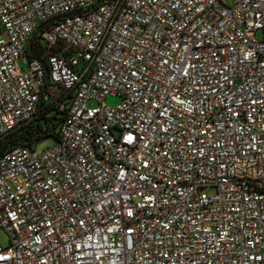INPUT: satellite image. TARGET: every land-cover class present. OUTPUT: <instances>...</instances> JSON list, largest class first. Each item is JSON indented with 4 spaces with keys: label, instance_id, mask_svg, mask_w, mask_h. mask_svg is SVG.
Returning <instances> with one entry per match:
<instances>
[{
    "label": "built area",
    "instance_id": "built-area-1",
    "mask_svg": "<svg viewBox=\"0 0 264 264\" xmlns=\"http://www.w3.org/2000/svg\"><path fill=\"white\" fill-rule=\"evenodd\" d=\"M1 33L0 140L63 120L0 154V264H264V0H0Z\"/></svg>",
    "mask_w": 264,
    "mask_h": 264
},
{
    "label": "trees",
    "instance_id": "trees-1",
    "mask_svg": "<svg viewBox=\"0 0 264 264\" xmlns=\"http://www.w3.org/2000/svg\"><path fill=\"white\" fill-rule=\"evenodd\" d=\"M40 54L41 43L39 38L34 36L28 46L27 56L39 58ZM52 111L56 116L47 117ZM62 120V113L54 109L50 103L40 100L34 118L0 140V154L16 147L33 148L45 140L56 141Z\"/></svg>",
    "mask_w": 264,
    "mask_h": 264
},
{
    "label": "rangeland",
    "instance_id": "rangeland-1",
    "mask_svg": "<svg viewBox=\"0 0 264 264\" xmlns=\"http://www.w3.org/2000/svg\"><path fill=\"white\" fill-rule=\"evenodd\" d=\"M224 2L226 4V6L231 7L233 5L234 0H224ZM259 37H260V35L258 34V38ZM0 39L6 41L7 37H6V35L4 33H1L0 34ZM20 66H21L22 69H25V64H24L23 61H20ZM106 104L108 106H115L117 104V100L109 98V99L106 100ZM89 107H93V105L90 104ZM52 116H56V113L54 111L50 112L47 115V117H52ZM52 144H53V142L51 140H45V141L37 144V146L35 147V151L39 153V152L51 147ZM204 193L210 195V194L213 193V190L206 189V190H204ZM8 243L9 242H8L7 234L2 229H0V246L3 247V248L7 247Z\"/></svg>",
    "mask_w": 264,
    "mask_h": 264
}]
</instances>
